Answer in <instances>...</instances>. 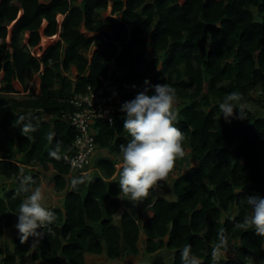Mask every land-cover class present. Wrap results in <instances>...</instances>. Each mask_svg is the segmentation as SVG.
I'll return each mask as SVG.
<instances>
[{"label":"trees","instance_id":"obj_1","mask_svg":"<svg viewBox=\"0 0 264 264\" xmlns=\"http://www.w3.org/2000/svg\"><path fill=\"white\" fill-rule=\"evenodd\" d=\"M42 1L0 0V182L12 185L0 196V240L27 195L17 192L18 178L31 176L33 188L42 185L34 165L52 169L55 192L66 196L63 208L54 210L57 220L51 231L31 257L30 237L25 243L16 240L14 254H6L0 264H86L87 255L105 254L111 261L139 256L142 232L147 254L167 249L174 251L171 264H182L181 250L191 245L198 264H212L221 229L229 241L226 252L234 249L236 257L220 264H251L257 252L264 261V238L252 228L237 227L249 211L247 197L264 196V94L261 100L253 96L264 93V0ZM109 1L112 16L101 18ZM83 26L91 33L107 28L113 37H86ZM25 34L28 42L22 45ZM43 36L58 40L47 50L41 48L42 57L33 56L30 48L38 47ZM208 37L212 42L206 48ZM94 46L97 51L89 60L86 54ZM113 60L124 73V86L142 89L148 79L177 90L176 126L185 135V156L174 167L188 172L173 180L176 201L160 197L156 188L135 206L119 197L120 146L130 139L122 116L113 125L99 121L95 126L98 149L109 150L115 158L98 160L95 176L77 177L83 183L75 188L67 180L70 168L63 156L76 135L62 118L76 111L69 98L84 94L89 86L99 88ZM72 67L80 75L76 81L66 76ZM39 73L38 95L30 91L22 99L12 96L27 93ZM233 91L246 104H261L263 114L251 109L247 119L226 123L218 105ZM30 120L36 131L28 139L21 129ZM49 131L55 133L51 143ZM57 141L60 159L49 156ZM19 155L21 161L15 162ZM193 161L199 165L191 167ZM159 183V190L168 189L167 179ZM149 211L153 216L141 227Z\"/></svg>","mask_w":264,"mask_h":264},{"label":"clouds","instance_id":"obj_2","mask_svg":"<svg viewBox=\"0 0 264 264\" xmlns=\"http://www.w3.org/2000/svg\"><path fill=\"white\" fill-rule=\"evenodd\" d=\"M212 42L208 37L206 48ZM124 74V73H123ZM134 90L137 85L131 86ZM118 95V93H113ZM177 90L170 83L152 84L145 79L142 89L136 92L131 100L124 101L119 111L124 114L123 128L130 139L120 146L122 164L119 171V197L127 198L135 206L149 195L153 188L161 187L175 161L185 156L183 141L184 133L176 125L178 123ZM220 117L226 123L232 119L244 120L248 117L250 106L243 102L242 94L233 91L224 97L218 105ZM238 110V111H237ZM21 122L24 117L19 118ZM22 134L27 136L36 131V126L30 121L23 123ZM55 133L49 131L47 140L51 143ZM61 144L57 141L55 148L49 156L60 159ZM89 171V170H88ZM67 180H70L67 178ZM83 183L82 178L73 179L72 187ZM35 181L31 176L18 178V193L27 194L19 205L16 214L15 229L21 243L32 239V244H38L46 233L51 231V225L57 220L56 212L44 204V193L41 187L33 188ZM248 213L238 222L237 227L247 231L254 229L258 237L264 238V196L255 195L247 197ZM218 242L211 252L212 264H220L222 256L228 249V237L225 230L221 229ZM182 264H198L191 250V245L181 250Z\"/></svg>","mask_w":264,"mask_h":264},{"label":"built area","instance_id":"obj_3","mask_svg":"<svg viewBox=\"0 0 264 264\" xmlns=\"http://www.w3.org/2000/svg\"><path fill=\"white\" fill-rule=\"evenodd\" d=\"M123 78V72L113 60L99 88L89 86L84 94H74L69 98V103L75 107L76 111L65 114L62 118L68 121L76 135L70 151L64 154L63 160L70 168L68 179L71 181L88 174V166L98 150L95 129L97 122L104 121L113 125L118 117H124V114L119 111L121 104L134 98L136 92L140 90L138 87L134 90L131 87L132 84L124 86L121 81ZM49 208L55 210L53 207ZM44 232L46 235L41 242L47 236V228ZM32 239L27 258L31 257L41 243L32 244Z\"/></svg>","mask_w":264,"mask_h":264},{"label":"rangeland","instance_id":"obj_4","mask_svg":"<svg viewBox=\"0 0 264 264\" xmlns=\"http://www.w3.org/2000/svg\"><path fill=\"white\" fill-rule=\"evenodd\" d=\"M148 57H150V54L148 55ZM39 78L37 77V75H35L33 81L31 83H29L28 88L29 91H32L34 94H38L39 93ZM16 88L20 91L21 90V86L19 84L16 85ZM261 91H258L256 94H253L254 98L256 100H261L262 99V95L264 93H260ZM28 94V93H27ZM27 94H14L12 96H15V98L18 99H22L24 97H26ZM248 105L250 106V109H253V111L255 112H259L260 114H263V109L261 104H258V102H250L248 103ZM4 114V109H0V119L2 118ZM19 157H21V155H19ZM115 157L111 154V152L109 150H100L98 149L96 151V154L94 155V157L92 158L90 165L88 166V170L90 171V169H92V171L90 173H88V177L90 179H92L95 175V164L98 160L101 159H114ZM17 160V161H16ZM15 160V162L21 161L20 158L17 157V159ZM120 164H122V159L120 160ZM118 165L117 168L120 169L121 165ZM34 170L38 171L41 174V179L42 182H44V186H43V193H45V199H44V204L47 207H53V208H63V203L65 200V196H66V192L64 193H56L54 191V189L52 188V182H51V178L54 175V171L52 169L50 170H45L39 163H37L36 165H34L32 167ZM94 169V170H93ZM184 169V168H183ZM99 172V171H98ZM187 170L185 169V171H180L179 167L176 166L174 167L170 173L168 174V176L166 177L167 182H168V189L166 191H161L158 188H156L157 193L160 197L166 198L169 201H175L176 197L173 193V180L177 179L179 176L182 175V173H186ZM100 173V172H99ZM117 180V178H116ZM43 184V183H42ZM12 187L10 182H0V196H4V194ZM42 187V186H41ZM70 190H71V185L69 186ZM131 212H133V210H131ZM14 224L10 229H7L5 231V239L0 240V251L4 252L8 255L14 254L15 252V241L19 240L18 238V234L17 231L15 229V224L17 223V217H14ZM120 220V216H116L115 218V222L118 224ZM140 226H141V222H139ZM144 240V241H142ZM138 247L142 249V253L139 256H134V255H125L126 258L124 257V261L123 259H119L117 262L115 261H111L108 260L106 255H102L99 258H93L91 257V259L87 260L86 264H131L132 262H134L133 264H162V263H166V264H171L172 260H173V254L174 251H169L167 249L161 250L155 254H147L145 253V247H146V239H141V241L138 243ZM235 250L232 249L229 252H226L221 259H226V260H233L235 259ZM260 256H258L257 259H254L251 261V264H264V261L259 259ZM2 259V256H0V260ZM122 260V261H121ZM106 262V263H105ZM31 264H42V262H34Z\"/></svg>","mask_w":264,"mask_h":264},{"label":"crops","instance_id":"obj_5","mask_svg":"<svg viewBox=\"0 0 264 264\" xmlns=\"http://www.w3.org/2000/svg\"><path fill=\"white\" fill-rule=\"evenodd\" d=\"M80 1H82V0H80ZM41 3L42 4H45V2L44 1H42L41 0ZM100 16H101V18H108V17H111L112 16V2L111 1H109V7H108V10L107 11H104V12H100ZM63 20V17L62 16H60L59 17V21L61 22ZM47 26V23L46 22H44V24H43V27H42V31L45 29V27ZM10 28V30L12 29V26H10L9 27ZM129 31H132V27H129ZM81 33H83L86 37H89V38H93V37H95V36H98V35H101L102 33H106V34H108L110 37H113V34L110 32V30L109 29H107V28H105L102 32H100V33H91V32H88L86 29H85V27L83 26L82 27V29H81ZM131 37V36H130ZM28 38H29V34H25V35H23V37H22V41H21V44L22 45H25V44H27V42H28ZM57 40H58V37H54V38H48V37H45V36H43L42 37V41H41V43H40V45L38 46V47H36V48H30V51H31V53H32V55L33 56H38V57H42L43 55H44V51H42L41 50V48L42 49H44V50H47L49 47H51V46H53V45H55V43L57 42ZM10 38L8 39V41H7V43L9 44L10 43ZM97 51V48L94 46V47H92V49L89 51V52H87V58L89 59V60H91L92 59V57H93V55L95 54V52ZM148 51V52H147ZM147 51H145L148 55L150 54V50H147ZM41 73H39V74H36L37 75V77L39 78V83H40V85H41V75H40ZM66 76H68L69 78H71V80H73V81H76L78 78H79V73H78V70H77V68H75V67H72L71 68V70H70V72H69V74H66ZM123 76H124V74H123ZM40 85H39V93H40ZM30 91H29V88H28V92L27 93H29ZM27 93H22V94H27ZM38 93V94H39ZM38 94H36V95H38ZM18 158H20V159H22V157H19L18 156ZM121 165V164H120ZM199 165V162L198 161H193L192 162V164H191V167H197ZM118 167V166H117ZM185 169L187 170V172H188V168H184V170L183 171H185ZM94 170V169H93ZM120 169L118 168V171H119ZM92 171V169H90V171H88V173H90ZM186 172V173H187ZM186 173H183L184 175L186 174ZM52 182V181H51ZM43 184L41 185L42 187V189H43V186H44V182H42ZM52 188L54 189V184L52 183ZM69 190H70V188H69ZM54 191H55V189H54ZM162 191V190H161ZM166 191V190H165ZM44 196H45V193H44ZM176 201V200H175ZM172 202V201H171ZM153 216V213H152V211H149L146 215H145V217H144V219L142 220V221H140L141 222V227L143 226V223L145 222V220H147L148 218H151ZM146 239V236H145V234L142 232L141 233V236H140V241H141V239ZM3 239H5V235H4V237L2 238V241H3ZM142 241H144V240H142ZM140 250H141V252H140V254L142 253V249L140 248ZM6 255V253H4L3 252V256L2 257H4ZM91 257H93L94 259L95 258H99V257H96V256H94V255H87L86 256V262H87V260H89V259H91ZM101 257V256H100ZM125 258H126V256H124ZM124 257H122V258H120V259H123V261H124ZM119 260V259H118ZM118 260H116L115 262H117ZM122 261V260H121ZM106 263V262H105ZM134 262H132L131 264H133Z\"/></svg>","mask_w":264,"mask_h":264},{"label":"water","instance_id":"obj_6","mask_svg":"<svg viewBox=\"0 0 264 264\" xmlns=\"http://www.w3.org/2000/svg\"><path fill=\"white\" fill-rule=\"evenodd\" d=\"M256 255H257V256H260V255H261V253H260V252H257V253H256Z\"/></svg>","mask_w":264,"mask_h":264}]
</instances>
